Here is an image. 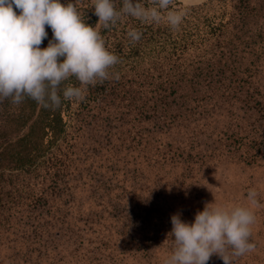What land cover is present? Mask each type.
Listing matches in <instances>:
<instances>
[{"label": "trees", "instance_id": "16d2710c", "mask_svg": "<svg viewBox=\"0 0 264 264\" xmlns=\"http://www.w3.org/2000/svg\"><path fill=\"white\" fill-rule=\"evenodd\" d=\"M69 2L76 4L85 23L95 28L98 26L99 18L94 14L92 0H61L64 5ZM223 2L233 3L234 9L219 15L217 24L215 21L219 16H205L203 24L195 32L185 30L168 34L167 30L157 24H141L130 17L108 30L102 26L100 33L107 45H110L109 50L121 60L114 69V72L119 73L120 79H110L95 87L90 86L82 102L63 101L62 98L61 107L55 110L45 109L31 99H26L20 105H12L7 100L0 103V241L5 237L10 239L8 236L13 235L20 236L17 240H22L23 245L25 242L31 243L38 232V224L43 214H52L55 210L57 198L62 196L65 202L69 198L82 200L79 193L81 188H93L92 192L103 189L104 194L118 192L117 184L120 183L121 176L130 171L139 174L138 169H133L131 159H119L113 155V147L109 143L97 140L99 144L96 143L88 152V156L93 155L92 170L85 175V159L78 147L88 124L91 123V130L98 137V130L112 129L114 117L125 114L132 117L127 123L139 126L151 122L152 128H148L151 135L157 132L162 137L173 135L174 139H179L176 128L196 122L199 120L197 117H204L206 114L201 109H205L202 101L207 98L201 97L197 103L193 97L206 88H210V93L214 96L218 95V88L213 84L221 83H213L215 73L221 76L229 72L235 73L236 70L228 71L227 67L240 68L246 62V66H253L251 70L254 68L256 71L257 61L254 59L253 48L264 47V0ZM121 6L120 0H117V7ZM14 10L20 14L19 10ZM203 10L204 7L187 8V12L194 17H198ZM207 13L206 11L205 14ZM131 29H138L143 33L139 42L130 41L127 32ZM46 31L48 39L44 40L42 49L47 48L53 35L50 27H46ZM192 47H245L246 51L232 48L228 50L227 61L214 68H202V56H190ZM153 52L158 56L162 55L157 63L151 62ZM260 58L264 59V52ZM203 69L206 70L204 75ZM249 72L252 74L250 78H253L255 72ZM69 82L78 86L75 78ZM245 84L249 87V80L234 81L235 88ZM257 105L260 106L259 103ZM263 110L262 105L257 109L258 112ZM139 136L143 149L151 155V148L157 147L154 143L155 137L143 142V137ZM182 139L185 140L183 137ZM126 141L123 140L122 144L125 145ZM157 148L160 151L159 145ZM100 151H109L112 154V157L107 158L108 165L105 168L98 161L97 154ZM156 155L157 152L152 154V161L147 163L146 170H154L159 165V159L154 160ZM169 162H174V159L168 155L162 165ZM201 163L202 160L199 161L200 165ZM186 169V173H190L189 167ZM199 171L200 167H195L193 174ZM70 212L69 210L65 216L72 219ZM113 212L115 213L110 214L117 213ZM54 218L53 220L62 221L58 220L59 217ZM123 218L115 225L118 232L123 230L119 237L122 244L120 256L125 258L131 255L127 258L138 261H141L139 254L143 257H158L161 247L159 237L166 238L165 233L157 231L153 222L148 224L140 216H136L134 221L129 218V223L125 221L127 217ZM51 221L48 225L52 226ZM24 226L30 229L21 231ZM69 235L75 238L71 244H77L81 248L86 244L82 241L80 232L72 229ZM173 248L172 242L171 247L162 253H170L169 250L172 252ZM95 257L96 255L91 258L92 263ZM220 261L222 263L218 264H224L222 259Z\"/></svg>", "mask_w": 264, "mask_h": 264}, {"label": "rangeland", "instance_id": "374dc122", "mask_svg": "<svg viewBox=\"0 0 264 264\" xmlns=\"http://www.w3.org/2000/svg\"><path fill=\"white\" fill-rule=\"evenodd\" d=\"M143 2L146 6L150 5V0ZM190 7H204V10L198 17L192 14L193 18L187 12ZM233 9V3H225L223 0H175V10L186 12L180 29L172 30L166 22L157 25L167 30L168 34L185 30L195 32L197 27L203 24L205 16L215 18ZM220 16L215 24L220 20ZM101 28L102 24L96 27L98 31H101ZM179 36L181 37V33ZM192 48L190 56H202V68H214L227 61L228 50L232 48L246 51L245 47ZM262 52L264 47L253 48L254 59L257 61L256 71L254 68L251 70L253 66H246V62L240 68L227 67L228 71L236 70L235 73L229 72L222 76L215 73L213 83H221L213 84L218 88V95L214 96L210 93V88H206L193 97L197 103L199 99L207 98L202 101L205 109H201L206 111V114L204 117H197L199 120L196 122L176 128L179 139H174L173 135L162 137L160 133L156 134L157 132L151 135L148 133V128H152L151 122L139 126L127 123L132 117L125 114L114 117L112 129L98 130V137L91 130V123L88 124L78 147L85 159V175L92 170L93 155L88 156V152L98 143L97 140L109 143L113 147V155L119 159H131L133 169H138L139 174L130 171L121 176L120 183L117 184L118 192L104 194L103 189L92 192L93 188H81L79 193L82 200L69 198L65 202L62 196L57 198L55 210L52 214H43L38 224V232L31 243L25 242L23 245L22 240H17L20 236L13 235L8 236L10 239L5 237L0 241V264H164L171 254V250L170 253L162 251L170 248L173 242V238L168 235L172 230L173 215L180 214L182 221L194 223L196 213L203 211L206 204L250 206L247 199L250 189L257 191V200L262 205L253 209L257 223L253 227L252 242L256 244V249L244 257L234 259V264H264V110L257 111L261 105L264 107V59L260 58ZM161 58L162 55L158 56L153 52L151 62L157 63ZM249 71L255 72L253 78H250L252 74ZM202 74H206V70ZM237 80H249L250 85L235 88L234 81ZM139 135L143 137V142L155 137V146L159 145L160 151L157 147L151 148L152 154L157 152L154 160L159 159V165L154 170H146L147 163L152 161V154L143 149ZM125 139L127 141L123 145L122 141ZM174 153L180 155L176 156ZM168 155L173 157L174 162L162 165ZM97 157L101 167L105 168L108 165L106 160L112 157V154L109 151H100ZM187 167L190 173H186ZM195 167H200L197 174H193ZM69 210L72 219L65 216ZM113 211L117 213L110 214L115 213ZM54 216L62 221L53 220ZM136 216L145 218L148 224L153 222L157 231L165 233L166 238L159 237L161 250L159 249L158 257H143L139 254L141 261H138L127 258L131 255L125 258L120 256L122 244L119 237L123 230L118 232L115 225L121 222L123 217H127L125 221L129 223V218L134 221ZM49 221L52 226L48 225ZM138 221L140 223V218ZM28 229V226H24L21 231ZM72 229L81 233V239L86 243L83 248L71 244L75 241V238L69 235ZM94 255L96 257L92 263L91 258ZM215 257L217 256H213L208 264L222 263L221 258Z\"/></svg>", "mask_w": 264, "mask_h": 264}, {"label": "clouds", "instance_id": "9594fccd", "mask_svg": "<svg viewBox=\"0 0 264 264\" xmlns=\"http://www.w3.org/2000/svg\"><path fill=\"white\" fill-rule=\"evenodd\" d=\"M92 0L98 24L108 30L133 18L141 24L166 22L179 30L186 12L175 10V0ZM19 10V15L17 11ZM46 27L52 30L48 39ZM127 36L139 42L143 33L131 29ZM104 36L85 23L76 4L61 0H0V103L20 105L26 99L45 109H58L63 101L82 102L89 87L110 79L119 80L114 72L120 58L109 50ZM75 78L78 86L69 81ZM258 193L250 189V206H217L206 204L195 215L194 223L182 221L180 214L171 217L174 248L164 264H208L218 256L224 264H234L256 249L252 242L261 207ZM167 242V241H166Z\"/></svg>", "mask_w": 264, "mask_h": 264}, {"label": "bare ground", "instance_id": "6f19581e", "mask_svg": "<svg viewBox=\"0 0 264 264\" xmlns=\"http://www.w3.org/2000/svg\"><path fill=\"white\" fill-rule=\"evenodd\" d=\"M190 1V0H189ZM193 1V0H192Z\"/></svg>", "mask_w": 264, "mask_h": 264}]
</instances>
